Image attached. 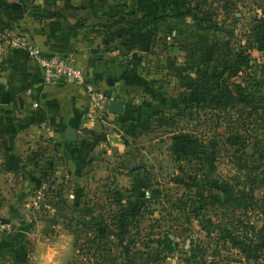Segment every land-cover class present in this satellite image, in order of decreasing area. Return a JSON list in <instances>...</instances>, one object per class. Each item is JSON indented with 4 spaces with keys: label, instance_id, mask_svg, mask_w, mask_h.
<instances>
[{
    "label": "rangeland",
    "instance_id": "obj_1",
    "mask_svg": "<svg viewBox=\"0 0 264 264\" xmlns=\"http://www.w3.org/2000/svg\"><path fill=\"white\" fill-rule=\"evenodd\" d=\"M185 1L202 26L189 39L196 34L215 53L197 69L214 84L201 97L210 104L192 105L191 116L158 109L135 128L126 153L81 150L57 173L43 171L65 200L47 192V180L26 186L11 177L18 184L0 187V218L18 238L7 250L0 244V264H29L28 234L45 223L49 236L61 221L75 238L66 264H264V0ZM6 6L0 0V21ZM13 35L21 34L0 26V84L13 69ZM40 153L12 161L16 175L19 160L33 164ZM138 194L147 198L143 209L125 216Z\"/></svg>",
    "mask_w": 264,
    "mask_h": 264
},
{
    "label": "crops",
    "instance_id": "obj_2",
    "mask_svg": "<svg viewBox=\"0 0 264 264\" xmlns=\"http://www.w3.org/2000/svg\"><path fill=\"white\" fill-rule=\"evenodd\" d=\"M2 1L8 10L0 26L20 31L47 54L72 60L107 101L96 119L89 121L90 103L80 86L70 82L45 86L41 68L27 53L10 49L13 69L1 77L0 87L24 91L9 103L0 102L5 111L0 116V187L15 185L14 176L26 186L43 185V171L57 173L63 163L75 162L81 150L126 153L135 128L153 112L179 111L190 104L186 75L195 71L186 69V59L192 29H197L189 16L170 17L186 10L185 0H22L24 8L19 0ZM144 14L166 19L140 31L115 23L119 17L135 19ZM114 99L123 101L121 114L109 111ZM36 148L40 160L33 164L19 160L16 175L12 161Z\"/></svg>",
    "mask_w": 264,
    "mask_h": 264
},
{
    "label": "trees",
    "instance_id": "obj_3",
    "mask_svg": "<svg viewBox=\"0 0 264 264\" xmlns=\"http://www.w3.org/2000/svg\"><path fill=\"white\" fill-rule=\"evenodd\" d=\"M19 1L22 3L21 4L22 8H24V4H23L22 0H19ZM186 16H189L191 18L195 27H197V28L202 27L199 24L200 20H198V17L195 14V12L188 7L186 8L185 11L176 13L174 15H171L170 17L171 18H183ZM165 19H166L165 15L155 17V18H149V15L144 14V15L140 16L139 18H135V19H128L126 17H119V19L115 23L125 24L126 29L128 31H140L142 29L149 28L152 25L155 26L158 22L164 21ZM200 29H202V28H200ZM201 42L199 41V36H194V39L192 40V42L189 46L190 55L186 59V69H190L191 71H195V74L193 76H190L189 74L186 75V78L188 80L187 97H188V103H190V104H188L183 109L186 110L185 114H187L188 116L192 115V112H191L192 105H195L194 107H197V106H201V105L204 106V104L205 105L210 104V103H206L204 100L202 101L201 97L203 95H206V94H209L210 92H212L213 87H214V84L211 81H209V78L207 77L206 74L199 76L198 72H197L198 68H201V66H203V65L208 66V64L213 59H215L213 57L215 54V53H213V50H212L213 48L211 46L206 45V43H203V42L201 43ZM241 59L242 58H238L236 60H230L228 62L230 64V65H228L229 75L231 74V70H233L234 65L236 63H239L241 61ZM243 61H244V63L245 62L248 63L247 57H244ZM21 91L22 92L24 91V89L22 87L21 88H18L15 86H9L8 88L0 87V102L9 103ZM211 101H212L211 103L215 104L216 109H218L219 107L221 108V106L223 105L222 102H220V101H215V100H211ZM247 105H251V101H248ZM251 108L254 109V108H256V106L253 105ZM262 108H264V106H262ZM187 146H188V142H187ZM181 147H183L185 149L186 148V142H182ZM180 152H182V151H180ZM133 172L135 173L137 171L133 170ZM48 179H49V177L47 176V178H44V181L47 180V182H48ZM54 189L55 188H54L53 182L49 181L47 183V192L51 195L56 194V195L60 196L59 190L56 191ZM62 197L63 196H60L61 199L65 200V198H62ZM75 198H76V196H75ZM75 198L73 197L74 200H75ZM218 199H219L220 203H226V202L229 203L227 201L228 200L227 198L220 197L219 194H218ZM127 201H128L127 209H126L124 214L127 217H132L136 213L140 212L143 209L144 204L147 201V198H145L143 196V194L141 196L138 194L137 196H133V197L129 198V200H127ZM75 204L77 205V199H76V201H74V205ZM2 220L8 221L9 219L2 218ZM13 232L3 234L4 236L1 240L2 246H4V247L9 246L10 244H12V241H14L18 238L15 234H12ZM258 239H259V245L264 248V233H261V235L259 236Z\"/></svg>",
    "mask_w": 264,
    "mask_h": 264
},
{
    "label": "built area",
    "instance_id": "obj_4",
    "mask_svg": "<svg viewBox=\"0 0 264 264\" xmlns=\"http://www.w3.org/2000/svg\"><path fill=\"white\" fill-rule=\"evenodd\" d=\"M9 45L15 49L23 50L28 57L35 62L42 73V82L45 86H57L63 82H70L80 86L90 103L86 113L89 121L96 119L107 101L100 89L90 80L80 66L58 54H47L38 46L28 40L23 34L13 35L9 39ZM33 105H36L33 103ZM50 133L48 126L43 125ZM38 197L40 192L38 191ZM13 224L0 218V235L12 232Z\"/></svg>",
    "mask_w": 264,
    "mask_h": 264
},
{
    "label": "clouds",
    "instance_id": "obj_5",
    "mask_svg": "<svg viewBox=\"0 0 264 264\" xmlns=\"http://www.w3.org/2000/svg\"><path fill=\"white\" fill-rule=\"evenodd\" d=\"M50 227L49 236L44 235L49 228L45 223H38L28 234L35 244V250L29 256V264H66V258L72 251L74 235L62 221Z\"/></svg>",
    "mask_w": 264,
    "mask_h": 264
},
{
    "label": "water",
    "instance_id": "obj_6",
    "mask_svg": "<svg viewBox=\"0 0 264 264\" xmlns=\"http://www.w3.org/2000/svg\"><path fill=\"white\" fill-rule=\"evenodd\" d=\"M122 109H123V101L122 100H120V99L110 100L109 111L112 114H121Z\"/></svg>",
    "mask_w": 264,
    "mask_h": 264
}]
</instances>
